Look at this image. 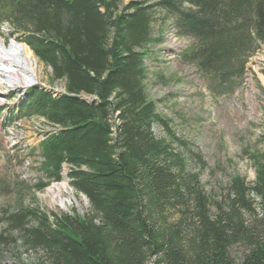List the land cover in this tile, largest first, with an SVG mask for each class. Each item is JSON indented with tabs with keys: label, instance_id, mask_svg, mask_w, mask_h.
Segmentation results:
<instances>
[{
	"label": "trees",
	"instance_id": "16d2710c",
	"mask_svg": "<svg viewBox=\"0 0 264 264\" xmlns=\"http://www.w3.org/2000/svg\"><path fill=\"white\" fill-rule=\"evenodd\" d=\"M123 1L0 0L10 38L62 84L60 92L29 88L14 116L55 128L39 143L41 169L59 182L69 167L70 187L89 205L83 215L18 207L7 216L8 236L46 264H264V165L252 187L232 179L226 208L211 213L196 177L183 175L179 158L153 136L154 125L166 124L144 85V49L160 11L194 42L184 59L209 91L232 94L264 44V0ZM249 192L260 198V215ZM171 212L181 215L170 222ZM235 245L245 249L239 262L230 255Z\"/></svg>",
	"mask_w": 264,
	"mask_h": 264
},
{
	"label": "rangeland",
	"instance_id": "374dc122",
	"mask_svg": "<svg viewBox=\"0 0 264 264\" xmlns=\"http://www.w3.org/2000/svg\"><path fill=\"white\" fill-rule=\"evenodd\" d=\"M132 1L138 0H124L122 6ZM172 24V16L154 11L151 41L144 49L145 92L166 124L154 125L152 134L179 158L183 175L196 177L198 189L208 197L210 212L214 213L216 205L225 209L227 198H232V179H243L252 187L257 163L264 165V44L249 59L242 86L230 95L215 94L209 91L201 73L184 59L194 42L179 37ZM10 33V24L0 15V42L6 46L10 41L21 44L15 40L17 36L10 38ZM30 53L36 62L33 84L62 91V84L52 83L49 69ZM27 89L0 86V236L5 240L0 242V264H46L39 252L26 249L19 238L6 232L7 216L18 207L36 208L46 214L89 212L86 199L69 185V167H62L59 182L50 180L41 169L39 143L55 128L40 118L19 120L14 116L17 112L13 113L12 108L24 98ZM64 182L72 198L63 192L52 201L48 189ZM40 184L44 188L38 191ZM247 197L260 215L259 196L249 192ZM166 215L172 222L181 214ZM243 218L246 223L253 220L246 211ZM244 251L235 245L230 255L239 262Z\"/></svg>",
	"mask_w": 264,
	"mask_h": 264
},
{
	"label": "bare ground",
	"instance_id": "6f19581e",
	"mask_svg": "<svg viewBox=\"0 0 264 264\" xmlns=\"http://www.w3.org/2000/svg\"><path fill=\"white\" fill-rule=\"evenodd\" d=\"M36 62L24 45L14 41L6 46L0 42V86L9 90H22L36 82L34 66ZM68 194L66 183L54 185L48 189L52 201L62 193ZM63 203L62 200L59 199Z\"/></svg>",
	"mask_w": 264,
	"mask_h": 264
}]
</instances>
